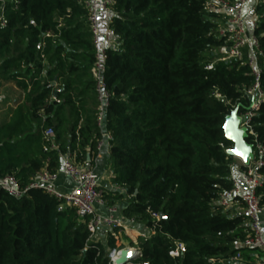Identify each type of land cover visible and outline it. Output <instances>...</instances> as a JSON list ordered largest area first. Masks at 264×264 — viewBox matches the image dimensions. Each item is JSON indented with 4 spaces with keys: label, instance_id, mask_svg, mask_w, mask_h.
Here are the masks:
<instances>
[{
    "label": "trees",
    "instance_id": "16d2710c",
    "mask_svg": "<svg viewBox=\"0 0 264 264\" xmlns=\"http://www.w3.org/2000/svg\"><path fill=\"white\" fill-rule=\"evenodd\" d=\"M211 1L113 0L114 45L102 61L110 102L100 126L98 49L85 0H0V89L13 81L23 92L0 119V176H15L25 190L21 198L0 191V264H110L117 230L93 238L75 208L31 187L40 172H57L65 153L95 167L105 141L111 184L125 190L102 186L108 205L128 198L125 216L154 231L131 264L264 258L241 245L250 231L246 214L217 204L234 185L226 119L253 112L256 136L247 140L264 147V101L251 108L247 57L227 59L226 19L210 10ZM256 14L264 91V0ZM48 128L58 149L49 147ZM258 194L264 205V183ZM175 242L186 246L178 258L169 255ZM238 252L241 261H233Z\"/></svg>",
    "mask_w": 264,
    "mask_h": 264
},
{
    "label": "built area",
    "instance_id": "2783aa9c",
    "mask_svg": "<svg viewBox=\"0 0 264 264\" xmlns=\"http://www.w3.org/2000/svg\"><path fill=\"white\" fill-rule=\"evenodd\" d=\"M263 0H254L250 15L247 9L251 0H212L210 2V10L216 11L226 19L224 26L220 29V34L226 37L227 59L237 58L243 59L247 57L246 63L251 68L253 75V84L246 89V93L252 97L251 108L257 109L264 101V91L261 85V67L258 62L257 54L261 53L259 40L255 34V27L258 21L256 14V6ZM113 0H85L89 10V21L91 24L94 42L98 49V61L93 69V73L97 79L98 106L97 117L98 124L104 126L106 111L110 102V95L106 89L104 76L102 73V61L105 58V47L102 44L103 38L109 41V45H114V33L111 30L102 31L100 25V16L102 14H111L110 5ZM5 23V21H3ZM226 59V58H225ZM213 64H209L207 68H212ZM253 112L249 111L244 115H238L240 128H245L248 136H256L251 128L249 120ZM246 118V119H245ZM44 136L49 141L51 149H58V145L54 142V131L48 128L44 131ZM253 146V155L250 163L246 164L242 160L240 173L236 176L233 172L234 185L232 189L222 193L217 204L227 209H235L243 211L248 217L250 231L247 237L241 242L243 247L257 248L264 252V205L261 203V196L258 194L259 189L264 183V174L261 168L264 166V147L255 138L249 142ZM104 142L99 144V150L103 147ZM234 171V165H233ZM60 174H63L72 186L69 190L63 191L59 185ZM103 184L95 167H86L76 164L66 153L62 154L60 169L57 172L44 170L40 172L37 178L32 182L31 187L43 189L51 196L62 201L60 208L69 206L75 208L79 217L86 219L88 229L93 238L105 236L108 231H120L125 228L126 218L118 215L116 205H108L102 189ZM120 192H125L123 188H114ZM6 190L10 195L21 198L25 190L20 186L19 182L13 175L0 176V191ZM100 209H103L102 211ZM149 213V212H148ZM152 219H160L157 213H149ZM136 218V217H134ZM133 217L130 220L134 223ZM143 222L142 220H140ZM145 223V222H144ZM147 228V227H146ZM148 229V228H147ZM151 229L141 231V236L147 238L153 233ZM136 254H141V247L138 245L133 247ZM121 250L113 249L110 254V264H115L116 256ZM186 252V246L182 242H175L171 248L169 255L173 258L180 257ZM242 255L238 252L233 261L240 262ZM130 261L127 264H131ZM141 264H150L143 262ZM251 264H264V258H256Z\"/></svg>",
    "mask_w": 264,
    "mask_h": 264
},
{
    "label": "rangeland",
    "instance_id": "374dc122",
    "mask_svg": "<svg viewBox=\"0 0 264 264\" xmlns=\"http://www.w3.org/2000/svg\"><path fill=\"white\" fill-rule=\"evenodd\" d=\"M22 98H23V92L19 89L16 82H13V81L5 82L2 88L0 89V119L7 117L8 114L11 113L17 101ZM233 161L235 164L239 163L237 159H234ZM107 169L108 168L104 166L101 168L102 171L100 169L99 171L104 176H107L110 173L108 172V170L110 171V169L108 170ZM99 171H98V174L100 173ZM105 182L108 183V185L103 184V187H108L110 189L116 188L114 185L111 184L110 179H104V183ZM128 200L129 199L125 197L124 199L118 200L116 201V203L113 204V205H116L119 210L118 215L120 217L126 218L125 228H123L120 231H117L116 233L118 250H122V248H129L132 246V243H135L136 246L138 244H142V240H144L145 238L141 236V231L143 229L145 231H148L145 223L141 222L137 218H134L135 216H132L136 220V222L134 223L130 220V218L132 217L125 216L123 209L127 206Z\"/></svg>",
    "mask_w": 264,
    "mask_h": 264
},
{
    "label": "water",
    "instance_id": "95a60500",
    "mask_svg": "<svg viewBox=\"0 0 264 264\" xmlns=\"http://www.w3.org/2000/svg\"><path fill=\"white\" fill-rule=\"evenodd\" d=\"M246 119V118H245ZM240 121L237 118V112L233 111L230 116L227 117L225 123V133L226 137L233 141L234 147L228 150V153L241 158L244 163H250V160L253 155V146L248 142L247 131L245 128H240ZM161 218L164 215L161 213ZM136 252H126L119 256L118 261L115 264H127L136 256Z\"/></svg>",
    "mask_w": 264,
    "mask_h": 264
},
{
    "label": "crops",
    "instance_id": "0c3cea01",
    "mask_svg": "<svg viewBox=\"0 0 264 264\" xmlns=\"http://www.w3.org/2000/svg\"><path fill=\"white\" fill-rule=\"evenodd\" d=\"M253 4H254V0H251V2L249 3V6H248V9H247V13H248V15H250V11H251V8H252V6H253ZM109 20H110V15L109 14H102L101 16H100V25H101V29H102V31L103 32H105V31H107L108 30V25H109ZM102 44L104 45V46H110L109 45V41L106 39V38H103V40H102ZM21 99H19L18 101H17V103L20 101ZM17 103L15 104V106H14V108L16 107V105H17ZM13 108V109H14ZM12 109V110H13ZM12 112V111H11ZM10 115H11V113H9L8 114V116L7 117H5V118H2V119H8L9 117H10ZM108 138V136H106V139ZM108 158H109V149H108V145H107V142L105 141L104 142V145H103V147L101 148V150H100V154H99V156H98V158L96 159V162H95V170L98 172L99 171V169L101 170V168L102 167H104V166H106L107 168H108V166H107V161H108ZM235 159H237L238 161H239V163H234V174L236 175V176H238L239 175V173H240V168H241V166H242V160L240 159V158H238V157H235ZM104 165V166H103ZM109 169V168H108ZM107 169V170H108ZM102 171V170H101ZM100 172V171H99ZM108 172H110L109 170H108ZM101 173V172H100ZM99 173V174H100ZM111 173V172H110ZM110 173H109V175H107V176H104L102 173L100 174V178H101V183L102 184H105V185H108V183H104V179H110ZM59 185H60V188L63 190V191H67V190H69L70 188H71V186H72V184H71V182L69 181V179H67V177H65L63 174H60V178H59ZM101 211L103 210V209H100Z\"/></svg>",
    "mask_w": 264,
    "mask_h": 264
},
{
    "label": "bare ground",
    "instance_id": "6f19581e",
    "mask_svg": "<svg viewBox=\"0 0 264 264\" xmlns=\"http://www.w3.org/2000/svg\"><path fill=\"white\" fill-rule=\"evenodd\" d=\"M129 247V246H128ZM132 251H135L134 250V248H132V247H129V248H122V250L117 254V256L115 257L116 258V262L118 261V259H119V256L121 255V254H123V253H126V252H132ZM115 262V263H116Z\"/></svg>",
    "mask_w": 264,
    "mask_h": 264
}]
</instances>
